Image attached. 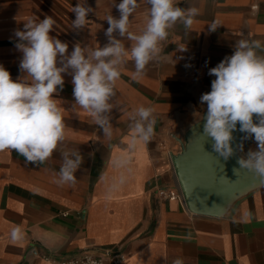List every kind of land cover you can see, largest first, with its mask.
Listing matches in <instances>:
<instances>
[{
  "label": "crops",
  "instance_id": "0c3cea01",
  "mask_svg": "<svg viewBox=\"0 0 264 264\" xmlns=\"http://www.w3.org/2000/svg\"><path fill=\"white\" fill-rule=\"evenodd\" d=\"M120 2L0 0V65L13 80L24 75L14 33L32 17L54 20L49 35L68 44L66 56L76 45L90 55L109 45L106 18H119ZM137 2L129 31L140 35L150 5ZM77 3L93 9L81 29L73 27ZM175 6L199 9L192 28L178 20L168 29L158 45L161 51L138 78H133L134 60L121 57L116 65L122 75L105 113L113 129L110 138L76 104L69 70L62 74L63 90L53 94L62 109L66 138L52 156L38 165L26 163L14 150L0 152V264H60L83 250L96 255L122 252V264H173L176 259L183 264H264V183L241 192L214 215L192 213L155 194L160 185L178 183L175 162L186 157L193 130L206 114L200 97L215 79L209 69L231 56L241 39L264 44V0H175ZM213 21L219 26L210 31ZM113 38L128 52L135 44L127 34L114 32ZM139 106L154 109L155 134L147 144L132 147L134 120L129 116ZM244 136L239 132L237 160L257 150L255 140ZM73 151L82 158L76 182L58 183L63 154ZM17 226L22 238L14 240L11 233Z\"/></svg>",
  "mask_w": 264,
  "mask_h": 264
},
{
  "label": "clouds",
  "instance_id": "9594fccd",
  "mask_svg": "<svg viewBox=\"0 0 264 264\" xmlns=\"http://www.w3.org/2000/svg\"><path fill=\"white\" fill-rule=\"evenodd\" d=\"M146 2L150 5V18L142 34L129 31V18L140 6L137 0H121L116 5L119 18L112 15L106 18L109 45L92 50L88 56L79 45L66 56L68 44L49 35L55 23L51 17L39 22L35 17L29 18L23 30L15 31L19 41L15 47L23 54L19 70L24 75L13 80L10 72L0 65V152L14 150L26 163L38 165L52 156L66 138L62 109L53 94L58 89L63 90L62 74L69 70L76 104L94 119L106 137H111L113 129L105 113L111 108L109 100L122 75L116 67L120 58L135 61L134 79L142 76L145 66L161 51L158 45L168 37L167 30L178 20L191 29L194 18L199 15L198 8L182 9L175 6V0ZM92 11L90 6L77 3L72 8L75 13L73 27L83 28ZM218 26L219 22L213 21L209 30L215 31ZM114 32L120 36L127 34L135 41L130 52L113 38ZM257 50L264 51L261 41L241 39L231 56L209 69L208 74L215 79L211 81V90L200 97V102L207 105L203 132L212 141L213 151L224 159L232 156V134L239 126L238 130L245 133L244 139L255 140L257 150L249 151L247 158L239 159L238 164L240 168L264 176V55H258ZM109 57L113 59H106ZM153 113V108L139 106L134 109L135 115L130 114L129 119L134 120L130 125L132 147L138 142L147 144L152 140L156 123ZM136 116L139 119H135ZM239 147L242 149L243 145ZM63 155L57 182L75 184L74 173L82 158L75 151ZM11 236L14 240L22 238L21 229L13 228ZM173 264H183V261L176 259Z\"/></svg>",
  "mask_w": 264,
  "mask_h": 264
},
{
  "label": "water",
  "instance_id": "95a60500",
  "mask_svg": "<svg viewBox=\"0 0 264 264\" xmlns=\"http://www.w3.org/2000/svg\"><path fill=\"white\" fill-rule=\"evenodd\" d=\"M203 125L204 118L193 130V143L186 157L175 162L174 168L188 209L197 214L214 215L241 192L264 183V176L240 168L235 159L239 126L232 134L233 154L224 159L213 151Z\"/></svg>",
  "mask_w": 264,
  "mask_h": 264
},
{
  "label": "built area",
  "instance_id": "2783aa9c",
  "mask_svg": "<svg viewBox=\"0 0 264 264\" xmlns=\"http://www.w3.org/2000/svg\"><path fill=\"white\" fill-rule=\"evenodd\" d=\"M155 194L161 201H178L184 209L189 210L178 183L175 185H160L156 188ZM125 261L126 255L122 252L96 255L88 250H83L82 252L73 256L62 258L60 260V264H122Z\"/></svg>",
  "mask_w": 264,
  "mask_h": 264
}]
</instances>
